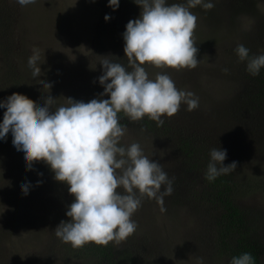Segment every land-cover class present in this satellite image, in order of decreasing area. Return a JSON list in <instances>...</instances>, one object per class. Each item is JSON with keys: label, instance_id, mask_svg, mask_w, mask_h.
I'll list each match as a JSON object with an SVG mask.
<instances>
[{"label": "rangeland", "instance_id": "rangeland-1", "mask_svg": "<svg viewBox=\"0 0 264 264\" xmlns=\"http://www.w3.org/2000/svg\"><path fill=\"white\" fill-rule=\"evenodd\" d=\"M210 2L214 4L210 10L199 5L190 9L197 17L192 37L198 48L197 67L144 65L150 79L165 73L178 90L194 93L198 108L188 111L182 103L176 114L161 117L162 126L147 116L132 121L118 114L126 129L121 146L138 143L173 181V192L162 205L155 199L142 200L131 217L137 225L132 235L118 245L109 243L131 248L136 264H230L215 251V233L203 225L217 214L214 205L197 200L210 190L203 176L186 180L196 171L187 173V163L172 147L180 138L187 139V145L196 140L199 167L206 171L213 148L226 150L225 166L237 162L233 174H243L247 178L243 182L250 185L246 190L235 188V201L258 214L255 225L264 245V68L251 75L247 61L241 62L235 52L243 44L250 57L264 54V0ZM166 4L186 5L187 0ZM141 10L134 0H119L116 10L108 0H36L27 6L0 0V102L19 93L43 106L51 96L54 111L67 105L66 98L85 103L108 99L100 97L104 91L98 79L103 74L100 56L127 64L123 33ZM34 48L40 52L36 66L41 70L35 77L28 66ZM11 71L15 81L7 79ZM12 140L11 132L0 139V264H63L70 259L63 257L70 244L61 242L54 231L70 219L66 212L74 197L44 162H34L28 170L24 152ZM199 167L194 166L197 171ZM25 183L27 195L21 188Z\"/></svg>", "mask_w": 264, "mask_h": 264}, {"label": "clouds", "instance_id": "clouds-1", "mask_svg": "<svg viewBox=\"0 0 264 264\" xmlns=\"http://www.w3.org/2000/svg\"><path fill=\"white\" fill-rule=\"evenodd\" d=\"M35 2L17 0L20 6ZM134 2L142 10L139 18L129 20L123 33L127 64L111 60L112 56H100L103 74L98 79L104 88L100 97L108 99L85 103L66 98L67 105L54 111L55 99L51 96L45 98L43 106L19 93L0 102V108H6L0 139L11 132L13 145L25 154L28 170L34 162L42 161L50 166L56 181L68 185L74 197L66 212L70 219L61 221L54 233L73 248L88 243L120 244L135 232L137 225L131 217L145 197L162 205L164 197L173 192V181L138 143L121 146L126 129L118 114L132 121L147 116L162 126L161 117L173 116L182 103L188 111L199 106L195 94L178 90L168 74L158 72L155 79H150L144 65L176 70L197 67L198 48L192 38L197 17L190 9L199 5L210 10L214 4L210 0H187L186 5H167L166 0ZM108 6L116 10L119 0H108ZM109 19L106 15L105 20ZM235 52L241 62L247 61L246 70L251 75H258L264 68V54L250 57L243 44L237 45ZM39 59V49L34 48L28 59L34 77L41 72L36 66ZM209 155L205 174L209 181L237 168L235 161L223 164L226 150L213 148ZM21 188L27 195L29 185L22 184ZM230 264H255V260L245 252L233 257Z\"/></svg>", "mask_w": 264, "mask_h": 264}, {"label": "trees", "instance_id": "trees-1", "mask_svg": "<svg viewBox=\"0 0 264 264\" xmlns=\"http://www.w3.org/2000/svg\"><path fill=\"white\" fill-rule=\"evenodd\" d=\"M8 75L12 77L7 76V79L15 81L14 78H17L12 71ZM5 77L6 75H3L2 79L5 80ZM2 109L0 108V123L3 121L1 119L4 114ZM171 139L173 141V137ZM186 140L185 138L175 139L172 147L176 150L177 156L187 163V173L189 171L192 172V170L196 171L188 173L190 176L186 180L189 179L192 182L196 176H203L206 189L207 191L210 190V193L205 194L206 198L197 200L205 199L207 204L214 205V209L217 210V214L209 222L203 224L206 228H211L213 234L215 233L216 253L221 257L227 258L230 263L233 257L247 252L252 254L255 264H264V245L261 243V238L258 237L259 234H257V222L255 225V221L258 220V214L252 213L235 201L238 199L235 188L246 190V187L250 184L243 181L247 178L243 174L234 175V172H231L209 181L206 179V170L199 167L201 161L197 158V145L194 146L195 144L193 143L196 140L189 145L186 144ZM194 166L199 167L198 171L195 170ZM251 188L247 189L252 190ZM212 220L214 221L211 223ZM116 247L114 244L102 246L95 243H88L80 248H73L68 245V252L64 251L63 257L70 259H67L68 261L63 264H71L72 261L80 264H136L131 248L121 249Z\"/></svg>", "mask_w": 264, "mask_h": 264}]
</instances>
